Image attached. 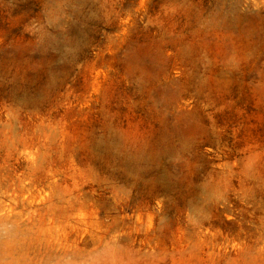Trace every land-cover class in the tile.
Returning <instances> with one entry per match:
<instances>
[{
  "label": "rangeland",
  "instance_id": "rangeland-1",
  "mask_svg": "<svg viewBox=\"0 0 264 264\" xmlns=\"http://www.w3.org/2000/svg\"><path fill=\"white\" fill-rule=\"evenodd\" d=\"M0 264H264V0H0Z\"/></svg>",
  "mask_w": 264,
  "mask_h": 264
}]
</instances>
